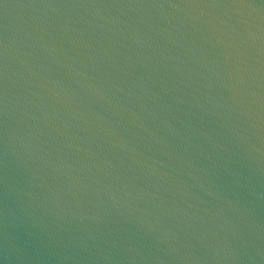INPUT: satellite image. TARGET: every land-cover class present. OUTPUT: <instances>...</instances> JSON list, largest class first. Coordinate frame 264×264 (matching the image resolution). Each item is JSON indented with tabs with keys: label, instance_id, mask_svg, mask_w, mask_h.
<instances>
[{
	"label": "water",
	"instance_id": "obj_1",
	"mask_svg": "<svg viewBox=\"0 0 264 264\" xmlns=\"http://www.w3.org/2000/svg\"><path fill=\"white\" fill-rule=\"evenodd\" d=\"M0 264H264V0H0Z\"/></svg>",
	"mask_w": 264,
	"mask_h": 264
}]
</instances>
